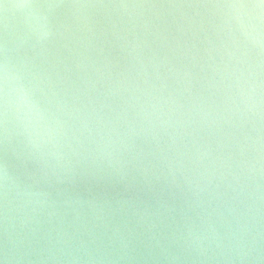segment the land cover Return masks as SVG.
<instances>
[{"label": "water", "instance_id": "obj_1", "mask_svg": "<svg viewBox=\"0 0 264 264\" xmlns=\"http://www.w3.org/2000/svg\"><path fill=\"white\" fill-rule=\"evenodd\" d=\"M259 2L0 0L43 116L6 140L0 103V255L264 264V9L228 7Z\"/></svg>", "mask_w": 264, "mask_h": 264}, {"label": "clouds", "instance_id": "obj_2", "mask_svg": "<svg viewBox=\"0 0 264 264\" xmlns=\"http://www.w3.org/2000/svg\"><path fill=\"white\" fill-rule=\"evenodd\" d=\"M51 6V5H49ZM7 7V5H5ZM20 7H35L33 5H20ZM228 7L233 9H264V2H259L258 4H231ZM238 23L241 27V30L245 36L248 35V30L245 27L244 21L237 18ZM253 19L256 21L264 22V16L257 15L255 18L249 17L248 27L253 28L257 31V35L259 36L258 25L253 23ZM0 103H2L3 112H4V133L5 139L8 138V113L9 110L17 114H23V118L25 121H28L25 124V131L29 133V139L31 141V133L29 131L28 125L33 121V117L36 120H40L43 118L41 110L38 108V105L31 97L30 91L21 83L20 78L15 75L13 68L10 65V61L8 59L7 50L5 48L4 60L2 64H0ZM3 179L5 183V189L10 179L9 172L7 166L3 169ZM7 196V191H5V197ZM4 219H5V234L7 235V220H8V208L7 204H5L4 208ZM0 262L2 264H12V257L9 255V250L7 246L0 255Z\"/></svg>", "mask_w": 264, "mask_h": 264}, {"label": "snow or ice", "instance_id": "obj_3", "mask_svg": "<svg viewBox=\"0 0 264 264\" xmlns=\"http://www.w3.org/2000/svg\"><path fill=\"white\" fill-rule=\"evenodd\" d=\"M260 2H264V0H260ZM0 264H2V262H0Z\"/></svg>", "mask_w": 264, "mask_h": 264}]
</instances>
